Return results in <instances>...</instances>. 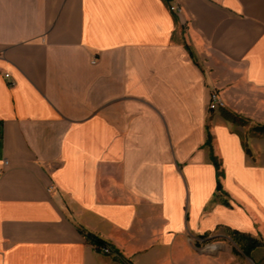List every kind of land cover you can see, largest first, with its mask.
<instances>
[{"label": "crops", "instance_id": "obj_1", "mask_svg": "<svg viewBox=\"0 0 264 264\" xmlns=\"http://www.w3.org/2000/svg\"><path fill=\"white\" fill-rule=\"evenodd\" d=\"M244 87L264 88V0H0V264H159L225 224L264 244Z\"/></svg>", "mask_w": 264, "mask_h": 264}, {"label": "rangeland", "instance_id": "obj_2", "mask_svg": "<svg viewBox=\"0 0 264 264\" xmlns=\"http://www.w3.org/2000/svg\"><path fill=\"white\" fill-rule=\"evenodd\" d=\"M174 7L176 8V6ZM213 92L217 93L224 100L218 91ZM213 92H211V94ZM224 102L226 106V101L224 100ZM208 108L207 123L211 126L212 130V125L216 116L219 114L222 118H225L224 112L228 111L221 107L212 109L210 103ZM236 115L244 121L240 118H234V114L231 116L232 120L229 121L232 126V131L242 136V144L250 149L248 154L249 162L253 164H264V135L254 130L256 125L264 124V88L244 87L243 89L236 91ZM213 141L215 153L218 154L215 140ZM216 197H218V194L215 195V200H217ZM258 224V228L262 230L258 237L264 240V230L261 228L259 221ZM258 237L256 235V238ZM249 238L250 236H247V238L243 237L238 231H236V229L226 224L220 225L214 232L212 231L208 233L207 237L203 240L192 238L191 245L188 240H180L182 248L176 251L166 252L168 257L158 259V263L264 264V244L256 250H252L250 254L245 252V249L247 248L246 246L249 244ZM92 244H94L96 249L101 252H103V248L107 246L112 250V253H103L113 254L120 258L119 253L106 241L104 244L100 245L93 242ZM207 246H209L208 249ZM211 246H213V248Z\"/></svg>", "mask_w": 264, "mask_h": 264}, {"label": "trees", "instance_id": "obj_3", "mask_svg": "<svg viewBox=\"0 0 264 264\" xmlns=\"http://www.w3.org/2000/svg\"><path fill=\"white\" fill-rule=\"evenodd\" d=\"M234 118H240L237 115L233 116ZM242 119V118H240ZM243 120V119H242ZM244 121V120H243ZM255 131L261 133L264 135V124H258L255 126L254 128ZM206 144H208L210 146L211 149V159L216 167V174H217V190L221 191L223 189V185L221 182V177L223 176V172L221 171V163L218 161V158L215 156L214 152H213V146H212V138H211V134L210 132L208 133V138H207V142ZM241 235V234H240ZM243 236V235H242ZM245 238H247V236H243ZM88 238L96 244H104L105 241L102 240L101 238H98L97 236H94L92 234H88ZM263 245V243L257 239H254L252 237L249 238V244L248 246H246L247 248L245 249L247 254H250L252 250L256 249L257 247Z\"/></svg>", "mask_w": 264, "mask_h": 264}, {"label": "built area", "instance_id": "obj_4", "mask_svg": "<svg viewBox=\"0 0 264 264\" xmlns=\"http://www.w3.org/2000/svg\"><path fill=\"white\" fill-rule=\"evenodd\" d=\"M172 9L176 10V8L174 6H172ZM7 76H9V74H7ZM224 106H225L224 100L217 93L213 92L211 94V98H210V107L212 109H215V108H219V107L222 108ZM103 252L112 253V250L109 247L105 246L103 248Z\"/></svg>", "mask_w": 264, "mask_h": 264}]
</instances>
